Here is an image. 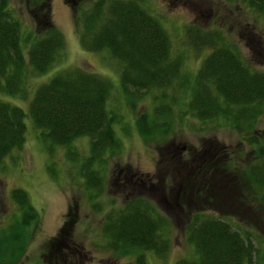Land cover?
<instances>
[{"label": "rangeland", "instance_id": "1", "mask_svg": "<svg viewBox=\"0 0 264 264\" xmlns=\"http://www.w3.org/2000/svg\"><path fill=\"white\" fill-rule=\"evenodd\" d=\"M30 0H7L12 10V17L20 22L21 47L27 45L23 38L35 31L33 17L45 8L41 5L48 1L51 24L61 32L64 42L54 64L44 73L32 75L30 69L24 76L23 87L26 96L0 92V101L18 106L24 111V138L20 148H13L0 161V246L15 232L10 231L14 221L20 219V209L9 194L17 188L24 191L28 203L38 213L35 220H29L25 227L23 249L14 254L9 264H135L136 255L143 253L146 264H174L179 258H191L193 248L186 242L182 224L187 216L181 219L169 215L166 217L165 237L169 240L168 251L162 258H155L150 251L134 250L133 253L121 254L106 248L101 228L104 217L127 201L140 190L139 182L123 185L113 182L115 170L120 178L138 174L151 175L155 179L156 193L153 197L163 199V205L170 206L182 195L181 190H172L166 195L168 176L165 171L156 172L157 153L171 152L172 155L185 159L183 171L178 177L199 168L203 177L202 189L197 204L200 212L211 214L231 224L238 232L250 234V243L258 250L259 264H264V204L258 205L255 187H248L245 182L247 167L257 165V149L264 150V106L254 121L244 132L237 133L222 121L221 117L199 121L184 113L183 104L188 98L190 80L198 72L203 58L212 51L202 41L193 45L189 30L199 29L205 32H218L221 47L234 48L251 69L264 71V20L245 4L243 0H142L143 10H147L158 20L170 40V55L179 62L177 78L172 86L158 93L149 90L144 92L138 101H129L119 93V65L103 51L83 52L78 45L76 24H74V4L70 0H43L32 5ZM84 5V4H83ZM36 10L34 13L32 9ZM76 67L84 72L93 71L109 81L111 91L105 103L108 116H111L113 136L118 141L112 150L106 149L92 159L89 139L86 136L75 138L68 147H52L51 152L38 137V131L29 120L27 106L34 87L45 83L61 68ZM158 97H161L158 99ZM172 104L168 135L154 133V138L145 141L137 135L135 120L145 112L153 119V111L160 106ZM132 102V103H131ZM158 117L157 121H161ZM156 121V122H157ZM257 144H248L245 137L254 138ZM192 148V149H191ZM194 149V150H193ZM193 150V152H192ZM176 152V153H175ZM193 154L194 171L188 160ZM212 154L214 164L207 166L201 163ZM216 158V159H215ZM178 164V163H177ZM98 173L99 187L86 184L84 169ZM183 172V175H182ZM198 172V171H197ZM117 174V175H118ZM176 175V172L174 173ZM211 174L212 178L211 179ZM115 175V176H114ZM192 175V176H193ZM118 176V178H119ZM243 176V177H242ZM163 183V184H162ZM88 188V189H87ZM257 188V192H262ZM212 192V197H208ZM231 194L229 199L228 193ZM264 193V192H263ZM148 184L140 195L143 200L158 214L163 215L149 200ZM218 196H216V195ZM205 195V196H204ZM236 197V203H233ZM229 199V201H227ZM181 201V200H179ZM227 202V203H225ZM196 207L195 204L184 205ZM146 205V206H148ZM160 208V207H158ZM162 209V208H160ZM115 212V211H114ZM24 230V227H23ZM59 231L56 245L51 248L52 239ZM12 232V233H10ZM165 232V231H164ZM10 234V235H9ZM50 243V244H49ZM51 249V250H50ZM18 256V257H17ZM7 257V256H5ZM17 257V258H16ZM4 260L0 263H5Z\"/></svg>", "mask_w": 264, "mask_h": 264}, {"label": "trees", "instance_id": "2", "mask_svg": "<svg viewBox=\"0 0 264 264\" xmlns=\"http://www.w3.org/2000/svg\"><path fill=\"white\" fill-rule=\"evenodd\" d=\"M30 1L34 5L43 0ZM141 1L70 0V3L74 4L78 45L83 52L103 51L115 60L120 69L119 93L128 101L130 98L131 101H139L144 92L152 89L159 93L169 88L177 78L179 69V62L170 55L168 34L154 16L143 10ZM243 1L264 20V0ZM47 2L41 3L45 10L39 14L35 13L33 17L35 31L31 36L23 38L24 43L27 40L29 43L21 47L18 35L20 22L12 17L7 0H0V92L19 96L24 100L26 91L23 83L28 69L32 75L44 73L54 64L57 53L64 49L61 32L51 24ZM33 9L31 13L36 11ZM189 31H193L189 32L192 46L204 41L212 51L203 58L198 72L190 80V86L186 89L189 92L188 98L182 101L184 113L201 122L221 117L232 130L242 134L260 113L259 108L264 106V71L251 69L232 46L221 47V42L225 41L218 32H200L199 29ZM110 91L108 80L95 75L93 71L84 72L76 67L61 68L48 81L36 85L29 98L27 113L46 150L51 152L53 146L68 147L75 138L81 136L89 139V160L93 157L99 159L104 150L116 147L118 141L113 136L111 116H108L105 106ZM166 103L167 105L160 106L158 111L154 112V109L153 119L143 112L135 120L137 135L140 138L148 141L151 137L154 138V133L168 135L173 108L167 100ZM23 117L24 111L18 106L0 101V161L11 149L20 148L23 144ZM158 117H162L161 121H157ZM244 141L257 144L256 136L248 139L245 137ZM257 150L259 162L256 166L247 167L244 178L249 188L255 187V192H250L256 197L258 206L264 204V189L261 193L256 191L264 186V150ZM189 154L190 162L187 163L191 164L194 171L195 167L191 162L194 156ZM157 155L156 172L164 169L165 175L168 176L166 195L170 197V193L175 189L181 190L182 195L170 206L163 205V199L153 197L156 187L155 179L151 175H128L127 178L123 175L120 178L118 170H115L116 176L114 175L111 185L116 181L123 185H132L134 181H138L141 191L128 195L131 197L123 206L105 215L101 231L106 248L124 255L133 253L134 250L150 251L155 258L160 259L169 249V240L165 237L164 215H169L173 220V217L181 219L185 214L187 218L182 224L183 235L193 248L194 255L188 259L179 258L174 264H259L258 250L250 243V234L245 231L238 232L221 218L211 214L205 215L198 209V198L203 197L200 193L201 180L204 181L199 168H196L194 175L192 172L183 175L186 165L184 158L164 150ZM206 155L207 159L204 158L201 163L212 166L215 161L212 154ZM82 169L86 184L90 187L97 186L100 180L98 173L91 169L89 171L85 166ZM180 170L183 171L182 178L177 175ZM211 179L213 180L212 174ZM147 184L148 196L153 199V202L149 200V203L153 207L155 204L162 208L156 207L163 215L149 207L146 198H141L140 195ZM9 194L18 204L21 215L20 219L14 221L10 230L15 234L9 236L0 246V262L7 259L12 262L14 254L22 252L26 241L23 235L25 227L29 225V220H35L38 215L28 203L24 191L14 188ZM209 194L208 201V197H212L214 192ZM228 195L230 199L231 194ZM236 201L234 197L232 202ZM181 203L190 206L193 203L196 207L185 208ZM59 231L52 241H49L51 248L59 240ZM262 253L264 254V251ZM134 260L135 264H146L143 253L136 255Z\"/></svg>", "mask_w": 264, "mask_h": 264}]
</instances>
